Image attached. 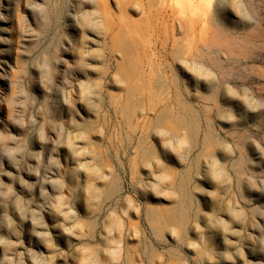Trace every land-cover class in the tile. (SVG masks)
<instances>
[{"label": "rangeland", "instance_id": "rangeland-1", "mask_svg": "<svg viewBox=\"0 0 264 264\" xmlns=\"http://www.w3.org/2000/svg\"><path fill=\"white\" fill-rule=\"evenodd\" d=\"M0 264H264V0H0Z\"/></svg>", "mask_w": 264, "mask_h": 264}, {"label": "bare ground", "instance_id": "bare-ground-1", "mask_svg": "<svg viewBox=\"0 0 264 264\" xmlns=\"http://www.w3.org/2000/svg\"><path fill=\"white\" fill-rule=\"evenodd\" d=\"M220 11L222 12V13H224L223 11H224V9L223 8H220ZM208 45V44H207Z\"/></svg>", "mask_w": 264, "mask_h": 264}]
</instances>
